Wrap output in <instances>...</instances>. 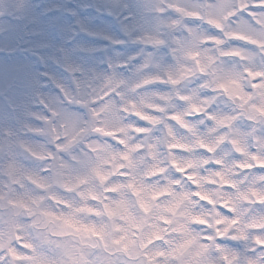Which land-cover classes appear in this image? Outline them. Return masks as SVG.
<instances>
[{"label":"clouds","instance_id":"1","mask_svg":"<svg viewBox=\"0 0 264 264\" xmlns=\"http://www.w3.org/2000/svg\"><path fill=\"white\" fill-rule=\"evenodd\" d=\"M0 264H264V0H0Z\"/></svg>","mask_w":264,"mask_h":264}]
</instances>
